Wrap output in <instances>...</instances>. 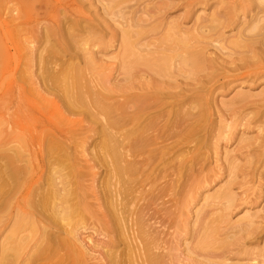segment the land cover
Returning a JSON list of instances; mask_svg holds the SVG:
<instances>
[{"label": "bare ground", "instance_id": "bare-ground-1", "mask_svg": "<svg viewBox=\"0 0 264 264\" xmlns=\"http://www.w3.org/2000/svg\"><path fill=\"white\" fill-rule=\"evenodd\" d=\"M103 1L105 0L100 2ZM130 1L132 2V0H119V12L123 13L130 9ZM179 1L185 9H190L187 16L183 18L192 22L190 28L184 27L182 23L161 20L160 12L154 8L148 12L139 11L140 8H138L134 14L130 13V17L133 16L131 19L119 21V26L111 31L107 28L111 32V37L118 39L119 50L115 59L118 62L119 69H117L124 77H122L123 85L120 87L111 88L107 84L102 86L104 91L96 92L88 85L89 90L88 88L80 90L79 84L75 81L78 86L73 85L74 82L71 84L72 87L77 86L75 90L74 87L72 89L65 86L66 83L68 85L65 80L67 72L63 78L66 83L61 82L62 79L59 77L61 73L59 76L53 74L51 78L54 80L52 81L54 85L59 86L63 83L66 87L61 89L63 86L61 85L59 88L61 91L53 84L56 90L51 86L55 92L61 91L59 99L64 113L67 115L80 113L94 124H102L99 129L102 141L100 147L104 155L106 154L110 159L111 162L107 163V166L109 164L111 169H107L111 170L109 173L120 187L116 189L111 181L112 177H109L104 188L102 190L100 188L102 194L99 196L96 192V198H94L95 202L103 199L102 202L100 201L103 207L96 203L97 208L92 212L100 213L98 217L100 221L102 220V227L108 236L104 264H181L182 260L179 259L175 250L174 242L184 218L181 222L178 218L185 215L187 206L192 203L193 191L205 188L221 178L226 180V184L210 198L212 203L209 207L212 209L202 212L201 217L197 219L198 222L200 220L203 222L206 216L209 218L213 213H216L215 217L211 215L209 221L204 222L200 239L195 243L198 250L206 246L213 247L214 243L220 244L219 252L200 255L193 246L194 248L189 247L188 251L189 254L195 255V259L186 256L184 260L188 262L187 264H205L201 263L202 261L198 262L196 258L209 261L212 258L223 257L225 252L229 255L234 252L247 260L264 264V244L256 254L250 251L244 252L245 245L260 244L258 242L264 236V204L259 212L251 215L247 213L240 218L227 240L218 242L219 239H215L219 236V223L224 222L233 212L249 209L259 199L255 189L248 188L246 185L247 183L249 185L251 178L256 177V174H259L258 171L264 168V126L261 125L258 128L261 133L254 139V143L239 142L238 148L235 149L238 152L237 157H234L235 161H229L226 153H221V150L225 143L230 142L238 129H249L252 124L259 123V120L264 118V92L253 97L238 94L234 99L219 104L218 107L213 100L215 93L223 94L248 83L253 86L257 81L264 79V2L262 3V0L261 2L259 0H220L225 3L220 2L219 7L223 8L219 12L213 9L217 5L211 0ZM254 2H257L256 5ZM110 4L111 0H106L105 4H102L103 16L117 17V14L111 11ZM227 4L228 7H226ZM201 6L208 8L207 14L201 15L199 12ZM132 8L135 7L131 6ZM126 14L128 16V12ZM138 14H146L148 20H142L140 16H136ZM109 19L111 20L112 17ZM120 19H123L122 16ZM226 30H229L230 35L224 37ZM87 41L84 47L83 44H78L80 48H84L85 52L91 48L87 49V46L90 43V46L93 44L92 41L90 43ZM93 46L95 47L94 44ZM90 55L88 53V56ZM84 56H87V52ZM87 57L89 67L96 75H100L102 66H99L93 56ZM97 60H99L98 57ZM46 64L47 67L49 63ZM79 66L72 68L70 65V70L74 78L82 80ZM66 70H69L68 66ZM47 76L48 74L45 78ZM67 76L68 80L73 77ZM101 80H99L100 83H102ZM46 82H48L47 79ZM80 86L83 88L82 83ZM115 93L122 97L119 96L122 99V101L119 99L120 103L110 99L111 94ZM52 107L58 121L75 126V123L64 118L57 106L52 105ZM214 115L216 120L212 119ZM115 132H120V141L119 137L118 139L115 137ZM52 139H56L54 135L49 138V140ZM60 145L57 142H49L45 146V151L49 153L57 150L56 148L62 149ZM252 151L256 154L252 155ZM3 153H0V158H4L7 176L5 174L2 178L0 177V213L11 206L22 187L17 183V179H21L20 176H22L25 180L28 174L23 168L14 166L22 153L16 151L12 156ZM127 156H131L132 159L127 161ZM173 163L177 164L172 166ZM74 167L69 168L70 172L74 170L73 174L66 173L72 176L74 181L77 180L73 182L71 178V189L64 182L59 183L60 186L55 185L54 178V182L51 186L49 185V192L41 189L44 194L49 193V196L46 194L48 197H44L42 193L43 198L40 196L41 201L39 200L40 206L42 209L48 207L50 215L48 209L44 210L48 212L49 219L45 217L46 221H44V214L41 216L44 220L40 217L44 222L43 226L37 220L42 227V234L39 235L41 239L42 236L44 239L36 250V258H28L27 264L31 260L34 263L39 260L45 264H68V262L69 264H88L87 258L92 256L89 255L88 250L85 248L83 250V244H81L83 240H79V234L76 231L73 232L74 229L66 227L64 230L63 227L73 216L86 211L82 209L85 206L86 194L91 196L94 194L91 187L86 190L80 187L79 179L81 178L78 179V174L76 176L77 170ZM175 167L177 168L174 169ZM168 169H174L172 172L176 174V177H173L174 173L171 174L172 179L160 176L158 179L162 180L165 177L168 179H165L162 185L156 186L158 179L153 177L155 172L162 174ZM64 177L66 180V176ZM238 177H241L243 181L236 184L241 191L240 196L230 192V188L235 185L234 181ZM136 180L138 184L136 182V188H134L133 184ZM56 186L61 187V190H57ZM39 188L36 187L37 190H40ZM116 197L117 199L120 197L119 203L115 202ZM128 197L132 198L131 202L128 201L129 199L125 200ZM23 203L28 208H33L34 204L29 197L28 199L23 197ZM87 208L88 211L90 208L89 206ZM27 217L29 219V216L23 217L21 213L17 216L10 239L14 234L19 233L20 223L24 226L25 222H28ZM31 218L30 220H33ZM63 222L66 225L62 224ZM62 227L65 235L61 234ZM116 237L121 238L122 242H119ZM53 238H56L55 243L52 241ZM50 242L55 244V247L51 246ZM116 242L124 246V252H121L122 258L121 254L118 255L116 252L118 250ZM61 247L65 251L63 255L60 254ZM18 250L17 246L13 252Z\"/></svg>", "mask_w": 264, "mask_h": 264}, {"label": "rangeland", "instance_id": "rangeland-1", "mask_svg": "<svg viewBox=\"0 0 264 264\" xmlns=\"http://www.w3.org/2000/svg\"><path fill=\"white\" fill-rule=\"evenodd\" d=\"M100 1L101 0H0V153L4 152L5 154H3L7 156L14 155L16 151L22 153L20 159L17 160L14 166L16 168H23L24 171L26 170L25 173H28L26 175V178H24L25 180H23L22 176H20L21 179H17V183L22 185V187H20L21 185L19 186L21 190L19 189V192L16 194L11 206H9L7 209L5 208V210L0 213V263L2 261V264H27L28 258H36V250L38 246L42 244V241L44 239L43 236L41 239V235H39L42 234L41 225H44V222L41 220L43 219L41 216L44 214V219L45 217L46 219H49L48 214L50 215V209L48 207L46 209H42L40 206V198H43V196H49V193L45 192L44 194V191H41V189L49 192L48 189H50V186L54 182V180L56 182L55 185L60 186L59 183L64 182L65 184H68V187H70L71 189V180L73 178L72 176L70 177V175H66V173H69L70 169H72L74 166H76V168H74L75 170H77L76 176L78 174V179L79 177L81 178V180L79 179L80 187L84 188V190L91 187V189L94 191V194L91 196L87 193L84 197L85 206L82 209L86 211H82L76 216H73L72 219H70V221L66 223L67 225L63 222L62 224L66 226H61L64 227V230L66 227L67 229H74L73 232L76 231L79 234V240H83V242L81 241V244H83V250L85 248L86 250H88V252H90L89 255H92L90 258H87L88 262L86 263L104 264L106 261L103 258L107 250V247L105 245L108 241V236H106V233L102 227V220L100 221V217H98L100 216V213L98 214V212H95L94 214L92 212V210H95L97 208V206H95L96 203L98 206L103 207L101 203L103 199L95 202L94 198H96V192H98L99 196L100 194H102L100 188L102 190L106 184L105 182H107L112 177L109 173L111 167L109 166V164V167L107 166V163L111 161L106 154L104 155L103 149L100 147L102 145V141L99 134V129L101 128L102 124H94L91 120L80 113H74L72 115H67L66 113H64L63 109L61 108L59 97L60 92L62 91L61 89L66 87H64L63 83H60L63 81L65 82L66 80L68 82V85L65 82V86L72 89L74 87L75 90H77L76 87L78 86L75 83L77 82L79 84V87H81L80 84L82 83L83 88L78 87V89L86 90L88 88L87 90H89L90 86L96 92L104 91V87L102 86H106L107 84V86L111 88H118L123 85L122 80L124 77L121 75V71L118 70V62L115 59L118 55L119 50L118 39L117 37H111L112 35L110 31L111 29L117 28L119 26V21L123 22V20L125 19H131V17L133 16L130 17V13L131 15L134 14L138 8H140L139 11L145 12H148V10L154 8L156 9V11L160 12L159 17L161 20L165 22L182 23V25L186 28H190L192 26V22L190 20H183V18L186 17L189 13L190 9H185L184 5L179 0H132V2L130 1V4L135 8L131 9L130 6V9H127L125 11L123 7V10L126 13L128 12V16L125 12H119V0H111V11L115 12L118 17L117 18L115 15L110 16L109 18L112 17L111 20L106 16L105 18L103 16L104 11L102 10L103 14L101 11L102 4H105L106 0L102 3ZM259 1L261 2V0ZM211 2H215V4L217 5V7H214L213 9L221 12L223 7H219L220 2L223 4L225 2H222L220 0H211ZM263 2L264 1L262 0V3ZM256 3L257 2H254L255 5ZM126 6L127 4L125 5V7ZM228 6L229 5L227 4L226 7ZM199 9L201 10L199 11L201 12V15H205L208 12V8L206 7L203 8V6H201ZM120 13L122 15H120ZM139 14L136 16H140L142 20H148V16L146 14ZM119 15L122 16L123 19H120ZM124 15L125 17H123ZM78 22L81 24L78 25ZM107 28H109L110 31L109 29L107 30ZM92 33L95 34V38L94 34ZM229 35V30H226L224 33V37H227ZM88 36L91 37L89 38ZM86 37L89 39V41H87L88 39H86ZM82 40H84L83 43H81ZM86 41L87 43H90V41H92V43L95 45V47L93 46V44L90 46V43L87 46V49L88 47L92 48L93 46L94 51L90 48L88 49L90 51L89 52L85 48L87 56L88 53L90 55L93 54V52H95L94 55L100 54L99 56L95 55L96 58L94 57V55L90 56H93L95 61L99 63V66H102L100 68L101 72H99L101 76L96 75L89 67V59L87 60V56H84L86 52L84 51V48H80L79 46L83 44L84 47V43ZM98 41L101 44H99ZM97 46H100L101 48L98 49ZM70 49L73 51H71ZM96 50L99 53H97ZM77 51L78 54H76ZM91 51L93 52L91 53ZM225 51L227 50L225 49ZM90 56H88L87 58H90ZM97 57L99 58V60H97ZM46 63H49L47 67ZM70 65L71 67L72 65H74L76 66V68L80 65L79 68L82 75L80 79L82 80L74 78V74L70 70ZM67 66L69 67V70H66ZM85 69H87V71ZM60 73L62 75H60ZM44 74L45 76L46 74H48L47 78H45ZM53 74L57 76L60 75L59 77L62 79V81L59 83V86L54 85L55 83L52 82L54 81L53 79L51 80V78H53L54 76ZM66 74L70 77H73L69 78L68 80V76ZM98 76L101 77V79L103 78L104 82ZM63 78H65V80H63ZM46 79L48 82H46ZM87 79L91 82H89ZM99 80H101L103 84L100 83ZM263 80L264 79H262V81L260 80V83L257 81L253 86L249 85L248 83L244 84L242 87L233 88L223 94L215 93L216 96L214 97L215 99L213 98V100L218 107L219 104L226 103L229 100L234 99L238 94H246V96L250 97L261 94L262 92H264ZM73 82V85H77L76 87H72L71 84ZM95 83L96 85H94ZM52 84L56 89L61 91L55 92L53 90L54 86ZM51 86H53V88ZM119 96L120 95L118 93L111 94L110 99L113 102L115 101V103H120ZM112 97L114 98L112 99ZM120 100L122 101V99ZM52 105L57 106L58 110L63 113L64 118L70 120L72 123H75V126L73 127V124L71 123L70 125L68 123L58 121ZM212 119L216 120V116H212ZM261 125L264 126L263 117L259 120V123L257 122L256 124H252L249 129H238V131H236L233 135V138L230 140V142L225 143V146L222 148L221 153H226L229 161H235L234 157L236 158L238 154L235 149L238 148V145L240 144L239 142L243 141L247 142V144L254 143V139L261 133L260 130H258ZM54 133H56L57 135H55ZM115 133V137L118 139V137L120 136V132ZM73 134L75 136H73ZM53 135L56 139L49 140L50 136ZM120 140L121 137H119V141ZM49 142H57L58 144H61L60 146L62 147V149L56 148L57 150H54V152L52 151L48 153L47 151H45V146ZM251 154L255 155L256 153L252 151ZM105 158H107L108 160H106ZM3 159L0 158L1 178L5 174L7 176V168ZM131 159V156L126 157L127 161H130ZM176 164L177 163H173L172 166H175ZM176 168L177 167H175L174 169ZM174 169H168L165 173H160L161 175L156 171L153 177H156V179H158L160 176H166L172 179L171 174L174 173L172 172ZM73 172L74 170H72L70 174H73ZM258 173L259 174H256V177L254 176L251 178L252 183L250 182L249 185L248 183L246 185L248 188L252 187L255 189L253 190L256 191V193L258 194L256 196H258L259 198L257 203L251 206L249 209L245 208L244 210H242V212L231 213L224 222L219 223V236H217V238L215 237V239H219L218 242H223V240H227L229 238L231 232L234 231L233 228L235 224L240 218L244 217L247 213L251 215L259 212L261 206H263L264 168L260 169ZM51 175H54L55 177H52ZM173 175V177L175 178L176 174L174 173ZM257 175L260 176L258 177ZM59 176L60 178H58ZM64 176H66V180H64ZM166 177L165 179L167 180L168 178ZM55 178L57 179L58 184ZM68 179L69 181L67 182ZM165 179H158L156 182V186L162 185L161 183H163ZM115 180L116 179L114 177L111 178V181L114 183V187L116 189H119L120 187ZM72 181L75 182L77 180L74 181L73 179ZM136 182L137 180L133 184L134 188H136ZM241 182H243L241 177H238L234 181L235 185L230 188V192L232 194H238V196H240L241 191L238 190V185L236 186V184H240ZM70 183L71 186H69ZM225 184L226 180L221 178V180L219 179L215 183L197 190V193L193 191L194 195L192 193V203L187 206L188 209L186 210L185 215L178 218L180 222L184 218V221H182L183 223H181V229L177 231L178 234L176 233L177 237L175 234L176 240L174 242L175 250L179 255V259L182 260L181 264L188 263L184 260L186 256L195 259V255L189 254L188 248L196 246L195 243L200 239L204 222L206 223L207 221H209L211 215H213L212 217H215L214 214L216 213L211 214L209 218L208 216H206V219L203 222L201 220L198 222L197 217H201L202 212L204 213L205 211H210L212 209L209 207L212 203L210 198L214 196L217 191H220L222 187L225 186ZM37 186L40 187V190H37L38 188L36 189ZM59 186H56L57 190H61V187L59 188ZM37 193H39V195ZM46 194H48V196ZM23 197H25V199H28V197L30 198L31 202H33L34 204V210L36 209L35 211L33 210V208H28L27 206H25V204L23 203ZM117 200L115 202L119 203L120 197ZM125 200L131 202L132 198L128 197ZM36 202L38 205L36 204ZM88 206L90 208V211H87ZM44 210H47L49 213ZM36 211L39 212L37 213ZM42 211H44V213ZM34 212L39 215V217ZM20 213L23 217L29 216V219L27 217L28 222L26 221L27 223L25 222L24 226L21 225L23 223H20L18 226V228L20 229L18 230L19 233L16 235L14 234L15 236L13 235L10 239V235L12 234L11 230L16 225L15 222H17L16 219L17 216H20ZM30 218L33 220H30ZM46 219L44 221H46ZM102 219L105 220V218ZM37 220L42 224L40 223L41 225H39ZM33 221L35 222L33 223ZM63 227L60 228L61 232H63L61 234L65 235ZM67 232L70 231L67 230ZM193 237L196 239L193 240ZM53 239L54 240L52 241H54L53 243H55L56 238ZM116 239L119 242H122V240H120L121 238L116 237ZM258 243L260 244L255 243L251 245H245L246 247L244 248V252L247 253L250 251L251 253L256 254V252L260 251L264 244V236ZM214 244L215 245L213 247L206 246L202 247V249L199 248V250L196 247L195 248L197 251H199L200 255L215 254L219 252L220 244ZM54 245L55 244H51V246L55 247ZM116 245L118 249L116 250V252L118 255L121 254L122 251L124 252V246H122V243L121 245H119L116 242ZM17 246L19 247V250L17 252H13V250L17 248ZM60 254H65V251L62 250V247L60 248ZM122 255L123 253L120 256L121 258L123 257ZM196 260L198 262L202 261L201 263L205 264L256 263L253 260H247L245 259V257L240 256L238 253L234 252L230 255L229 253L225 252L223 257L217 259L212 258L211 260H209L210 262L202 260L200 258H196ZM30 263H34V261L31 260L28 264ZM34 264H45V262H39L38 260Z\"/></svg>", "mask_w": 264, "mask_h": 264}]
</instances>
